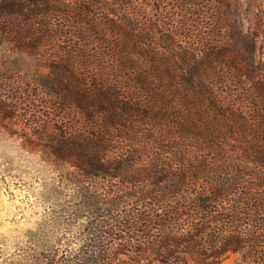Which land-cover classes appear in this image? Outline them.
Returning a JSON list of instances; mask_svg holds the SVG:
<instances>
[{
    "label": "trees",
    "instance_id": "obj_1",
    "mask_svg": "<svg viewBox=\"0 0 264 264\" xmlns=\"http://www.w3.org/2000/svg\"><path fill=\"white\" fill-rule=\"evenodd\" d=\"M231 2L0 0V44L50 74L38 101L60 118L35 135L86 218L46 264H264V77L234 49ZM24 100L0 92L3 119Z\"/></svg>",
    "mask_w": 264,
    "mask_h": 264
},
{
    "label": "rangeland",
    "instance_id": "obj_2",
    "mask_svg": "<svg viewBox=\"0 0 264 264\" xmlns=\"http://www.w3.org/2000/svg\"><path fill=\"white\" fill-rule=\"evenodd\" d=\"M254 10L257 19L249 14L248 0H232L226 13L234 49L264 77V0H256ZM40 65L38 59L10 53L0 44V92L23 103L29 97L33 104L18 105L15 118L0 115V264H46L54 256L77 252L82 245L86 218L71 169L51 165L38 146L44 137L37 135L60 118L59 111L38 101L47 96L36 80L50 75L41 74ZM8 68L16 69L9 72ZM4 83L27 93L2 91ZM240 260V255H231L225 264Z\"/></svg>",
    "mask_w": 264,
    "mask_h": 264
}]
</instances>
